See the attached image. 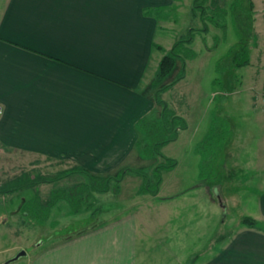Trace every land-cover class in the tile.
Instances as JSON below:
<instances>
[{"label": "crops", "instance_id": "crops-1", "mask_svg": "<svg viewBox=\"0 0 264 264\" xmlns=\"http://www.w3.org/2000/svg\"><path fill=\"white\" fill-rule=\"evenodd\" d=\"M189 1L0 0V163L35 167L43 179L42 203L45 185L71 178L79 179V185L81 171L109 177L124 169L154 167H144L154 160L139 150L144 138L138 125L162 116L153 84L161 60L172 49L169 38L160 34L165 33L162 17L146 12L163 9L168 16L173 6L180 10ZM167 93L162 94L165 102ZM260 121L256 126L264 127V119ZM261 138L255 141L258 155L264 154ZM257 171L262 177L245 205L259 225L240 229L204 264H264V170ZM191 195H171L163 202L151 195V244L141 236L140 209L123 210L80 235L41 246L27 264H143L146 249L151 264H159L154 258L160 253L165 263L169 258L167 264H188L182 254L187 226L183 238L177 237L182 228L172 232L163 226L169 234L162 245L156 233L162 229L159 218L166 225L177 217L182 222L189 207L202 206L204 200ZM208 199L216 205L210 193ZM213 220L191 234H203ZM200 241L201 234L196 238Z\"/></svg>", "mask_w": 264, "mask_h": 264}, {"label": "rangeland", "instance_id": "rangeland-1", "mask_svg": "<svg viewBox=\"0 0 264 264\" xmlns=\"http://www.w3.org/2000/svg\"><path fill=\"white\" fill-rule=\"evenodd\" d=\"M205 2L207 7L218 4L227 10L225 32L211 21L207 23L208 29L204 30L205 25L199 11L194 8V0L186 2L180 10L175 9L176 5L173 6L168 16L163 9L154 12L157 17H162L161 27L165 28L166 34L162 30L160 34L165 36L163 38L166 41L169 38L171 49L177 42L193 38L189 49L194 56L186 61L177 59L173 71L161 84L171 85L164 99L169 109L186 122L187 128L180 131L176 141L161 148V154L176 161L177 166L172 171L163 172L157 200L163 202V199L171 195L190 193L191 196L198 194V198L204 202L197 208L190 210L189 207L188 217L182 222L177 217L174 223L166 225L159 218L157 226L162 229L159 228L156 233L157 240H161L159 245H162L166 234L163 226L172 232L182 228V232L178 230L179 238L184 235L187 226V246L184 249L182 243V254H187L188 264H204L211 260L245 227L243 222L252 218L246 212L248 207L245 203L250 197L251 187H258V178L262 177L257 168L264 170V154H259V157L258 153H254L258 147L255 141H260L264 136V127L255 124L259 122L262 125L260 120L264 119V0H253L257 7L254 8L255 33L251 41L250 64L236 70L227 65L229 55L239 42L232 16L235 0ZM209 15H214V12ZM215 19L223 22L219 16ZM183 52L186 53L187 48ZM182 72L184 78L180 79ZM232 86L236 89L230 94ZM216 115H219L217 121ZM233 123L236 125L234 130ZM214 125L215 136L223 137V141L230 144L231 136L235 140L227 147L219 144L218 150L221 153L217 167L213 171L208 168L206 176L202 177L203 155L199 147ZM140 144L142 150L146 142L141 141ZM151 165L156 166L157 161H148L144 167ZM209 171L213 172L214 180L207 187L206 181L211 177ZM37 174L35 167L26 168L18 163L14 168H9L0 163V264H27L28 260L34 259L41 246L48 247L80 235L98 223L118 216L123 210L140 209V226L144 224L141 236L151 244V194H144L142 189L145 181L154 177L152 169L147 168L140 175L127 173L124 181L120 184L113 182L112 190L107 193L86 192L78 204L83 210L77 213L68 201H59L55 205H52L53 201L50 205L47 202L53 198L52 191L70 194L79 182L77 178H74V182L73 178L69 181L57 180L51 185H45L47 195L44 202L38 198L40 204L32 203L28 207H32L30 216H26L22 205L33 202L32 199L39 194L41 196L42 185L38 177L36 179ZM80 180L84 183L88 178L83 175ZM118 186L119 193L115 189ZM13 187L18 188L8 191ZM209 193L218 204L209 201ZM98 209L101 211L95 213ZM160 212L164 214V209H160ZM211 217H214L212 228L209 227L203 234H191V230H197ZM200 234L203 241L197 243L196 238ZM22 251L26 255L16 259ZM159 255L154 258L159 264L170 262L169 258L164 262V253ZM143 257V264H151V251L148 253L146 249Z\"/></svg>", "mask_w": 264, "mask_h": 264}, {"label": "trees", "instance_id": "trees-1", "mask_svg": "<svg viewBox=\"0 0 264 264\" xmlns=\"http://www.w3.org/2000/svg\"><path fill=\"white\" fill-rule=\"evenodd\" d=\"M205 0H195L194 7L197 9L200 13V16L202 18V21L204 22L205 28L204 30L208 29V22L211 21L213 25L216 27H220L223 32L226 31V23L225 20L228 16V12L224 7H219L218 4H211V6H206ZM254 2L253 0H235V3L232 6V16L234 20V26L236 28L237 34L239 36V42L231 52V55H229V62L227 65L230 69L234 68H244L247 65L250 64V52H251V41L254 38L255 33V17H254ZM156 11L159 10H147V15H155ZM211 12H214V15H209ZM216 16H219L222 18L224 24H222L220 21H217L215 18ZM218 18V17H217ZM193 31V30H192ZM191 31V32H192ZM203 31V30H202ZM193 35V34H191ZM193 42V38L190 37L188 41L181 40L177 42L175 47L171 50L170 53L166 54L163 59L160 62L159 72L157 75V79L154 82V88H157L156 91V100L160 106H162V116L159 120L155 122H150L148 120H142L139 123V131L143 136L144 142H146L144 148L141 151V154L145 158H149L151 160L157 161V165L152 168L154 171V177L148 179L145 181L142 192L144 194H151L153 196L158 195L160 186L162 184V176L163 172L166 171H172L176 166L177 162L171 159L165 158L161 154V148L169 144L171 142H174L178 139V136L180 134L181 130H184L187 128L186 122L179 116H177L172 110L169 109L167 102H165L162 99V94L167 92L168 89L171 87V85H162L161 84L167 79V77L170 75V73L173 71L174 66L176 64L177 59H182L183 61H186V59L193 57L194 53L192 50L189 49L190 44ZM187 48V52L184 53L183 49ZM232 67V68H231ZM184 72V70H183ZM182 72L181 78H184V73ZM235 86L231 87L230 94L234 92ZM229 95V93H228ZM216 121L219 118V115H216ZM232 120V119H231ZM233 130L236 128V125L232 124ZM215 125L211 132L208 134L205 141L201 144L199 147V150L201 154L203 155V161H202V172L201 176H206V170L208 168H211L213 171L215 167H217V161H219V154L221 153L219 149V144L222 145V147H225L226 145H229V143L223 141V137L215 136ZM232 130V132H233ZM234 133V132H233ZM234 136H231V144L233 143ZM230 144V145H231ZM141 144H139L140 146ZM227 147V146H226ZM79 171H77L78 173ZM145 170H136V169H124L121 172H119L115 176H109V177H101L96 176L92 173L81 171V175L86 176L88 178V181L81 183L77 185L75 188H73L70 191V194H66L64 192L57 191L54 193L52 198V205H55L56 202L59 201H68L72 204L74 208V212H80L83 210L78 204L82 201V195L86 192L92 191L93 194L97 193H107L112 190L111 184L113 182L115 183H122L124 181L127 173H135L144 174ZM211 177H209V180L206 181L207 187H210L209 185L212 183V180H214L213 172H208ZM37 179V176H36ZM40 180V183L43 181L42 178H38ZM45 181V180H44ZM29 184V183H28ZM85 185V186H82ZM18 188V187H17ZM17 188H12L8 191H15ZM116 189V192L120 190V187L118 186ZM70 196V197H69ZM81 197V198H80ZM39 195L35 196L33 202H25L22 205V211L25 213L26 216H30L31 208L30 205L33 203L40 204ZM36 200V201H34ZM51 202H49V205ZM101 210L98 209L95 213L100 212ZM35 213V212H34ZM243 225L245 227H257L259 225V222L253 218H251L248 221H244Z\"/></svg>", "mask_w": 264, "mask_h": 264}, {"label": "built area", "instance_id": "built-area-1", "mask_svg": "<svg viewBox=\"0 0 264 264\" xmlns=\"http://www.w3.org/2000/svg\"><path fill=\"white\" fill-rule=\"evenodd\" d=\"M3 115H4V108H3V106L0 104V121H1V119H2V117H3Z\"/></svg>", "mask_w": 264, "mask_h": 264}, {"label": "water", "instance_id": "water-1", "mask_svg": "<svg viewBox=\"0 0 264 264\" xmlns=\"http://www.w3.org/2000/svg\"><path fill=\"white\" fill-rule=\"evenodd\" d=\"M25 255H26V252H25V251H22V252L17 256L16 259H19V258H21V257H23V256H25Z\"/></svg>", "mask_w": 264, "mask_h": 264}]
</instances>
